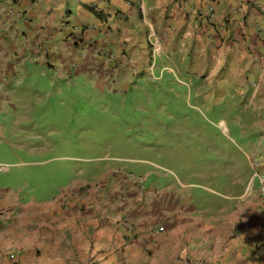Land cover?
Returning <instances> with one entry per match:
<instances>
[{
  "label": "rangeland",
  "instance_id": "374dc122",
  "mask_svg": "<svg viewBox=\"0 0 264 264\" xmlns=\"http://www.w3.org/2000/svg\"><path fill=\"white\" fill-rule=\"evenodd\" d=\"M153 56L124 88L31 72L0 92L12 91L0 98V230L17 242L0 245V264H191L185 253L212 246L199 241L212 208L261 202L246 193L261 156H243L229 86ZM220 223L224 239L233 225Z\"/></svg>",
  "mask_w": 264,
  "mask_h": 264
},
{
  "label": "crops",
  "instance_id": "0c3cea01",
  "mask_svg": "<svg viewBox=\"0 0 264 264\" xmlns=\"http://www.w3.org/2000/svg\"><path fill=\"white\" fill-rule=\"evenodd\" d=\"M154 52L169 70L192 67V77L229 86L241 108L230 122L248 134L243 156L264 160V0H0V92L31 72L122 79V88L128 87ZM228 160L240 162L233 153ZM231 198L210 217L200 216L206 237L199 241L212 246L185 253L191 264H245L247 257L264 264V209L260 202ZM222 218L233 225L224 239ZM8 238L0 230V245L16 242Z\"/></svg>",
  "mask_w": 264,
  "mask_h": 264
},
{
  "label": "clouds",
  "instance_id": "9594fccd",
  "mask_svg": "<svg viewBox=\"0 0 264 264\" xmlns=\"http://www.w3.org/2000/svg\"><path fill=\"white\" fill-rule=\"evenodd\" d=\"M212 11H213V9H212ZM255 164H258V167ZM256 170L260 171L261 173L264 174V160H263L262 157L259 158V157L256 156V158H253V160L251 162V178L247 182L246 193L247 194L257 193L258 197H259V200L261 201L260 205L264 209V201H263V199L261 198V196L259 194V183H258L257 179L254 177V174H255ZM256 183L258 184V188L257 189H256ZM196 264H205V263H202V262L199 261Z\"/></svg>",
  "mask_w": 264,
  "mask_h": 264
},
{
  "label": "built area",
  "instance_id": "2783aa9c",
  "mask_svg": "<svg viewBox=\"0 0 264 264\" xmlns=\"http://www.w3.org/2000/svg\"><path fill=\"white\" fill-rule=\"evenodd\" d=\"M212 7L210 8V11H212ZM258 167V164H255ZM254 177L257 179L258 183H259V194L261 196V198L264 201V174L261 173L260 171H255ZM161 230H163L164 228L161 227Z\"/></svg>",
  "mask_w": 264,
  "mask_h": 264
}]
</instances>
